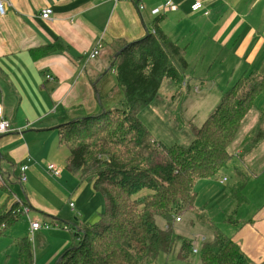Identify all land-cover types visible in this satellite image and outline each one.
Listing matches in <instances>:
<instances>
[{
  "label": "crops",
  "instance_id": "obj_1",
  "mask_svg": "<svg viewBox=\"0 0 264 264\" xmlns=\"http://www.w3.org/2000/svg\"><path fill=\"white\" fill-rule=\"evenodd\" d=\"M199 1L210 11L208 16L192 12L195 0H176V10H164L162 0H1L5 13L0 14V109L13 132L0 137V173L3 175L0 209L14 200L25 203V211L29 212L24 219H27L29 233L31 223L35 222L70 231L60 225L61 221L69 222L60 218L61 207L68 202L77 223H83V219L84 223L99 220L103 207L98 215L85 219L83 206L78 204L77 207L71 200L79 201L88 191L93 202L101 194L94 191L92 183L81 181L79 174L67 170L70 150L60 145L58 127L93 115L102 107L110 108L113 98L109 95L115 90L119 93L118 100L123 98L115 84V71L111 69L113 51L120 43H132L145 37L157 17L153 15L154 10H162L158 15L161 17L159 26L172 41L186 49L190 66L198 53L204 63L209 49L215 47L223 66L215 74L218 78H229L222 85L225 89L220 92L217 103L223 92L243 75L252 71L264 75V0ZM139 5L144 10H139ZM45 8L53 10L51 20L42 18L41 11ZM198 30L200 37L195 41ZM56 42L64 44L63 52L33 55L34 51ZM97 47L100 55L90 59ZM195 91L199 92L197 88ZM262 116L264 89L254 97L253 106L229 147L234 155L229 168L220 178L202 180L204 185H223L219 198H215H218L219 209L229 206L225 219L232 229L229 237L257 264L264 260V140L253 152L243 154L244 147L259 129ZM51 164L61 171L59 177L48 171ZM21 165L29 166L26 184L19 181ZM236 168L255 174L244 190L247 203L240 206L230 195L237 181L231 172L235 174ZM14 178H18V182H14ZM229 216L240 225H229ZM20 222L0 239V264L18 262L20 239L12 240L9 236ZM162 227L165 228V224ZM44 232L31 235L41 237ZM59 235L60 232L56 233V237ZM58 238L65 240L57 243L62 252L69 246L70 238Z\"/></svg>",
  "mask_w": 264,
  "mask_h": 264
},
{
  "label": "trees",
  "instance_id": "obj_2",
  "mask_svg": "<svg viewBox=\"0 0 264 264\" xmlns=\"http://www.w3.org/2000/svg\"><path fill=\"white\" fill-rule=\"evenodd\" d=\"M157 16L145 37L120 43L111 57L123 98L114 108H101L93 115L58 127L59 142L70 150L67 170L81 181L93 184L105 199V211L95 223L61 221L72 231L73 245L64 249L54 264H156L164 253L179 248L178 258L193 264L194 244L178 234L177 219L192 214L214 234L199 251L201 264H257L240 246L221 231L207 213L196 207V186L202 180L220 178L234 155L229 147L253 106L256 94L264 89V75L255 71L243 75L224 92L220 103L201 128L189 124L193 140L188 147L167 146L151 135L139 113L155 99L167 81L177 86L172 113L182 129L183 111L191 94L186 49L172 41L160 28ZM65 50L56 42L34 51L46 56ZM185 84V85H184ZM253 138L244 147L248 155L264 140V116ZM236 184L230 195L238 205L247 203L244 190L255 175L235 170ZM148 192V194H143ZM11 198L13 194H10ZM14 200L0 209V239L4 238L29 211ZM161 219L165 228L157 224ZM229 225L240 222L228 217ZM19 264H35L34 247L28 237L18 242ZM195 255V254H194ZM258 264H264V260Z\"/></svg>",
  "mask_w": 264,
  "mask_h": 264
},
{
  "label": "rangeland",
  "instance_id": "obj_3",
  "mask_svg": "<svg viewBox=\"0 0 264 264\" xmlns=\"http://www.w3.org/2000/svg\"><path fill=\"white\" fill-rule=\"evenodd\" d=\"M200 32V30L196 32V35L194 36L195 41H197V39L200 37ZM208 53L210 54L209 56L207 54L204 63H202L198 53V55L195 57L196 61L191 64L187 72V80L189 79L191 81L190 85L192 89L190 97L185 103L183 111L185 125L182 129L174 120H172L171 117L176 106V102H173L172 96L177 91V86L172 81H167L165 84H163L158 98L139 113L140 120L146 125L151 135L155 136L156 139L162 140L164 144L169 147L173 145L188 147L193 140V134L188 125L193 124L197 128H201L210 114L213 113L220 103H217L216 99L219 97L220 92L224 91L225 87L222 85H225L229 78L228 76L218 78L217 74H215L217 69L223 68V66H221L222 63H220V59L217 57L215 47L212 50L209 49ZM216 57L217 60L214 63ZM109 78L111 79V75ZM114 80L115 84L118 86L116 76ZM196 88L199 90V92L195 91ZM118 89L121 91L119 86ZM102 96L104 100H108L106 99L107 97L105 95ZM109 97L113 98L111 99V109L114 108L120 101L118 100V91L115 90L114 93L109 95ZM215 102L217 104H215ZM231 174H233L237 180L234 172H231ZM15 181L18 182V178H14V182ZM222 186L223 185L220 183H207L204 185V181H200L196 187V191H198L196 207L204 210L215 223V225L229 236L231 235L232 229L225 223L226 215L229 213V206H222L220 209L217 207L219 205L218 198L221 194ZM88 188L90 190V187ZM146 193L148 194V192H143V194ZM217 196L218 198L216 199L215 197ZM91 198V193L87 191L82 195V198L79 201L71 199L74 201L77 207L78 204L83 206L87 215L85 219H91L93 215H98V212L101 209L100 207H103L102 212L105 211L106 204L101 195H97L93 202H90ZM61 212V219L68 220L72 224H77L75 220V217L77 218V216L70 213L69 202L67 205L61 207ZM182 217V222L176 223V227L178 226L176 229L177 233L182 235V237H184L186 240L192 241L195 247H197V249L200 251L202 244L206 241V239L211 241L214 238L213 231L209 227L202 226L200 223H198L196 217L192 214H185ZM22 220L23 221L20 222L19 226L10 234L9 238L12 240H18L23 237H28L34 247L35 264H54L57 261V258L61 253L59 252L60 250L57 243H62L65 241L64 239L62 240L58 238L59 236H64L66 240L70 238L69 246L73 245V241H71L72 231H65L56 227H52V232L50 230L51 233L49 231L44 232V235L47 236V238L44 237V235L41 237L35 235V238H33V235L29 233V227L26 224L27 219L23 218ZM81 220L82 219H80V221ZM84 221L86 220L83 219L82 222L84 223ZM157 224L162 226L163 221L161 219H157ZM58 232H60L61 235L56 237V233ZM12 240L10 242H12ZM178 252L179 248L177 249L176 253L171 255L162 253L159 256L156 264H184V262L178 258ZM190 257L193 264H201L199 254H190ZM14 262L16 263V261ZM17 264H19V262H17Z\"/></svg>",
  "mask_w": 264,
  "mask_h": 264
},
{
  "label": "built area",
  "instance_id": "obj_4",
  "mask_svg": "<svg viewBox=\"0 0 264 264\" xmlns=\"http://www.w3.org/2000/svg\"><path fill=\"white\" fill-rule=\"evenodd\" d=\"M114 2H118L121 0H112ZM131 1V0H130ZM132 1H136V0H132ZM164 10H176L177 9V4H176V0H162V6H161ZM139 10H144V7L141 5H139ZM191 10L193 13H203V15L208 16L210 14V11L207 10L206 6L199 0H195V2L192 4L191 6ZM5 13L4 10V6L0 0V14L3 15ZM162 10L161 9H156L153 11V15L158 16L161 15ZM41 16L44 20H51L52 16H53V10L51 8H45L41 11ZM100 55V48H95L93 50V52L90 54V59H95ZM50 78V77H48ZM13 132L12 128H11V124L10 122L5 118V116L2 113V110L0 109V137L6 134H9ZM29 170V166L28 165H21L19 167V181L21 184H26L27 182V172ZM48 171L51 172L55 177H59L61 174V171L59 169H57V167L53 164L48 166ZM3 180V175L2 173H0V181ZM227 180L224 179L223 182H226ZM70 207L73 209L74 208V204H70ZM177 223L182 222L181 218H178ZM52 229V226L48 223H39V222H35V223H31V233H36L38 231H49ZM193 254H199V250L197 248L193 249Z\"/></svg>",
  "mask_w": 264,
  "mask_h": 264
}]
</instances>
